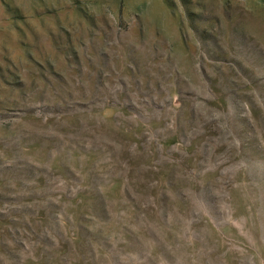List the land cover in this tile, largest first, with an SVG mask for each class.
<instances>
[{"label":"rangeland","instance_id":"rangeland-1","mask_svg":"<svg viewBox=\"0 0 264 264\" xmlns=\"http://www.w3.org/2000/svg\"><path fill=\"white\" fill-rule=\"evenodd\" d=\"M0 264H264V0H0Z\"/></svg>","mask_w":264,"mask_h":264}]
</instances>
